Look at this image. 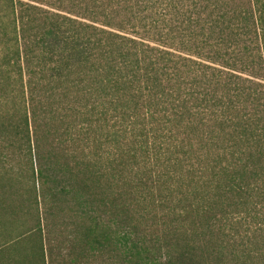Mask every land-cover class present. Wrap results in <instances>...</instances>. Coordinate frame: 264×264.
I'll list each match as a JSON object with an SVG mask.
<instances>
[{"label":"trees","instance_id":"1","mask_svg":"<svg viewBox=\"0 0 264 264\" xmlns=\"http://www.w3.org/2000/svg\"><path fill=\"white\" fill-rule=\"evenodd\" d=\"M41 203L54 264H264V0H0V264Z\"/></svg>","mask_w":264,"mask_h":264},{"label":"rangeland","instance_id":"2","mask_svg":"<svg viewBox=\"0 0 264 264\" xmlns=\"http://www.w3.org/2000/svg\"><path fill=\"white\" fill-rule=\"evenodd\" d=\"M18 211L19 215L16 218L18 226H24L21 230L27 235H35L40 238L47 263L52 261L54 264L68 259L72 242L70 228L64 220L65 218L55 210L50 212L47 205L42 203L38 207H35L34 204L30 207L22 205Z\"/></svg>","mask_w":264,"mask_h":264}]
</instances>
